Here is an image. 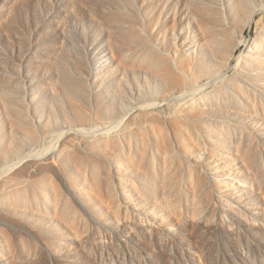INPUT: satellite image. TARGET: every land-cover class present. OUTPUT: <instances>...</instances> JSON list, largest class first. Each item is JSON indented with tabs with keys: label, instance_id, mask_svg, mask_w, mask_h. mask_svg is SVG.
Wrapping results in <instances>:
<instances>
[{
	"label": "rangeland",
	"instance_id": "374dc122",
	"mask_svg": "<svg viewBox=\"0 0 264 264\" xmlns=\"http://www.w3.org/2000/svg\"><path fill=\"white\" fill-rule=\"evenodd\" d=\"M0 264H264V0H0Z\"/></svg>",
	"mask_w": 264,
	"mask_h": 264
}]
</instances>
